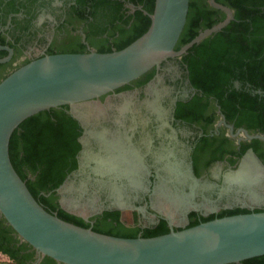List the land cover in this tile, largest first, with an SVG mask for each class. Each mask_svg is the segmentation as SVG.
Here are the masks:
<instances>
[{"label":"flooded vegetation","instance_id":"flooded-vegetation-1","mask_svg":"<svg viewBox=\"0 0 264 264\" xmlns=\"http://www.w3.org/2000/svg\"><path fill=\"white\" fill-rule=\"evenodd\" d=\"M201 1L190 0L199 32L228 18L211 0ZM215 1L228 8L233 19L224 29L203 40L204 46L206 40L217 37L233 38L236 46L235 59L230 61L231 69L226 70L228 76L220 88L219 99L206 95V87L203 90L195 85L193 66L206 70V59H200L198 49L170 58L159 68L100 98L99 104L111 107L94 125L72 117L69 106L62 108L75 121L77 151L64 168L61 184L42 192L48 200L43 203L54 214L58 216L63 211L72 217V222L111 235L134 233L136 237H144L162 227L170 231L169 217L173 218V228L181 230L232 211H264V171L258 169L263 175L258 190L261 205L250 202L238 185L229 194L221 193L225 175L236 173L249 152L264 168V139L249 137H264V0ZM144 2L0 0V46L13 50L11 60L0 64V82L14 69L46 55L98 52L95 41H105L106 49L116 50L118 44L129 38L131 30L141 25L142 16L147 15ZM184 46L177 44L176 50ZM9 55L7 50H0V59ZM227 63L222 61L224 65ZM124 105L129 106L122 114ZM102 137L132 144L143 161L139 176L145 180L146 187L138 192L126 190L129 197L125 195L120 205L110 197L111 175L99 163L108 155L100 141ZM178 166L193 181L206 184L207 180L213 188L200 189L194 205L180 216H171L155 205L154 194L161 178L178 174L168 172V167ZM38 175L30 172L27 181L36 183ZM75 179L74 187L63 188ZM118 184L121 186V181ZM186 191L190 192L189 188ZM206 198L216 205L206 209L203 206ZM51 205L58 210H53ZM0 254L7 256L10 264H58L22 241L1 215ZM255 264H264V258Z\"/></svg>","mask_w":264,"mask_h":264},{"label":"water","instance_id":"water-1","mask_svg":"<svg viewBox=\"0 0 264 264\" xmlns=\"http://www.w3.org/2000/svg\"><path fill=\"white\" fill-rule=\"evenodd\" d=\"M211 3L224 10L228 18L200 32L179 51L176 46L187 24L190 0H156L154 13L145 12L151 19L148 31L126 48L110 53L46 55L0 82V215L39 255L58 264H239L264 256V211L216 218L181 230L173 228V218L169 217L171 230L167 234L149 238L110 236L47 211L34 198L10 157L11 138L27 119L69 106L72 117L94 125L101 117L92 116L86 123L79 109L97 106L106 112L111 106L99 104L100 98L159 68L166 60L183 56L224 29L233 19L232 12L215 0ZM0 50L10 53L0 59V64L9 62L13 50L4 46ZM250 159L264 171L252 152L238 171ZM70 182L63 188L70 187Z\"/></svg>","mask_w":264,"mask_h":264},{"label":"trees","instance_id":"trees-1","mask_svg":"<svg viewBox=\"0 0 264 264\" xmlns=\"http://www.w3.org/2000/svg\"><path fill=\"white\" fill-rule=\"evenodd\" d=\"M196 1L199 3L202 2L201 0ZM155 2L156 0H145V10L149 14L154 13ZM193 12L194 4L193 2H190L187 24L181 35V40L179 41L178 46L186 45L200 33V26L198 25V22H196L197 20L194 17ZM139 14L141 16L143 15L142 13ZM150 25V17L148 15H143L141 25L133 28L129 38L118 44L116 50L106 49L104 47L106 44H104V46L99 47L98 53H110L126 48L144 35L148 31ZM211 27L212 25L206 27V29ZM204 42L205 41L190 49V51L199 49L198 54L200 59H206V72L203 71L202 67L193 66V69L196 71L194 72L193 79L197 87L203 90L206 87V95H214L219 99L221 96L220 88L225 82V79L227 78L226 76H228L226 70L231 69L230 61L235 59V56H233V50L236 47L235 41L233 38L222 39L217 37L212 41L206 40V46H204ZM222 61H227L228 63L224 65L222 64ZM15 70L16 69L13 71ZM62 108H60L61 110L51 109L49 111L41 112L27 119L14 132L10 142V157L15 170L26 182L34 198L50 213L53 212L45 206L44 203H47L48 200L44 197L42 192L44 191L47 193L50 190V187L54 188L61 184L64 180V168L74 159L77 151L75 121ZM30 172L39 173L36 183L33 181H27ZM51 207L53 210H58L55 205H51ZM245 213L250 212L237 210L228 212L220 218ZM58 217L77 226L88 228L85 224L80 225L78 222H72V217L66 215L63 211L59 212ZM210 220L213 219H208L206 222ZM122 230L124 231L125 229L122 228ZM94 231L110 236H116L102 230ZM169 232L168 229L162 227L154 232L149 231L144 237H155ZM116 237L137 238L134 233ZM263 258L264 256L246 260L240 264H255L256 261L262 260Z\"/></svg>","mask_w":264,"mask_h":264},{"label":"bare ground","instance_id":"bare-ground-1","mask_svg":"<svg viewBox=\"0 0 264 264\" xmlns=\"http://www.w3.org/2000/svg\"><path fill=\"white\" fill-rule=\"evenodd\" d=\"M153 92H155V91H153ZM155 96L158 97V93ZM127 102H128V100L126 101V103ZM154 103H156V102H154ZM129 104H131V102ZM128 106L129 105H126V106L124 105L121 108L122 114L127 112ZM132 107H133V105H132ZM130 111H131V109H130ZM79 113L81 115V118L86 123H88V119L90 117H92V116H95L96 118L104 117V116H106L107 112H105V110L102 109L101 107H97V106L92 107L91 106V107L79 109ZM162 122H164V121H162ZM89 125H91V123ZM129 125H131V124H129ZM126 133H128V132H126ZM96 134L97 133H95V135ZM157 134H158V132H157ZM123 136H124V133H123ZM100 141L105 145L106 150L108 152V155L106 157H104L102 160H100L99 163L101 164L102 168H104L111 175L110 176V178H111L110 183L111 184H108V185H111L110 197L114 198L115 202L117 204H119V205L123 204L124 203L123 197L125 195L128 196V194H126V192H127L126 190H130L131 192H138L139 190H143L146 187L145 180L139 176V173L142 170L141 167H142L143 161L136 154L138 151L136 152V150H134L132 144L125 145L124 144L125 142L123 143L121 140H114V139L108 140L105 137H102L100 139ZM103 149H105V148H103ZM95 156H96V154H95ZM97 156H98V154H97ZM91 161H93V160H91ZM179 164H177V165H179ZM177 165H175V166H177ZM167 171L170 173L178 172V174L177 173H176L177 175L169 174V178H161L160 179V182H158L156 190H155L154 195L156 198H155L154 202H155V205L161 211H163L166 214H169L171 216H177L180 213H182L183 211H185L186 209H188L189 207H191L192 205H194V198L197 196L200 189H202V190L206 189V191H207V190L213 188V184H209V183H206V184L202 183L201 184L199 182L193 181L187 174H183L182 172L179 171V166H178V168L168 167ZM143 174H144V171H143ZM225 176H226L225 186L221 191L222 194H229L231 191H234L235 186L238 185L240 187V190L243 189L245 196L251 200L250 202L261 201V199H262L261 194L258 190L262 187V185L260 183V179H261V177H263V175L261 174V172H259L257 165L253 162V160H251V159L247 160V162L244 164V166L241 168L240 171H238L236 173L228 174ZM100 177H102V175ZM118 181H121V183H122L121 186L118 184ZM83 187H86V185H83ZM187 188H189L190 192L186 191ZM102 189H104V188H102ZM127 193H129V192H127ZM93 201H94V199H93ZM214 204H215V202L206 198V204H203V206H206V209H211L214 206ZM74 205H75V203H74ZM181 219H183V218H181ZM175 221H176V219H175Z\"/></svg>","mask_w":264,"mask_h":264},{"label":"rangeland","instance_id":"rangeland-1","mask_svg":"<svg viewBox=\"0 0 264 264\" xmlns=\"http://www.w3.org/2000/svg\"><path fill=\"white\" fill-rule=\"evenodd\" d=\"M93 44L96 46V47H102V46H104V44H106V42L104 41V42H102V41H95V42H93ZM76 183H77V181H76V179L75 180H73V181H71L70 182V186H72V187H74L75 185H76ZM73 191L75 190V189H72ZM72 191V192H73ZM73 194V193H72ZM73 196V195H72ZM8 261V257L7 256H4V255H2V254H0V264H10V263H8L7 262Z\"/></svg>","mask_w":264,"mask_h":264}]
</instances>
